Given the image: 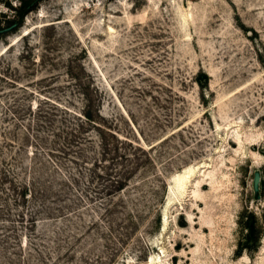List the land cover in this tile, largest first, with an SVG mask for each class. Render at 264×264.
I'll return each instance as SVG.
<instances>
[{"label":"rangeland","instance_id":"rangeland-1","mask_svg":"<svg viewBox=\"0 0 264 264\" xmlns=\"http://www.w3.org/2000/svg\"><path fill=\"white\" fill-rule=\"evenodd\" d=\"M18 4L0 264H264V0Z\"/></svg>","mask_w":264,"mask_h":264},{"label":"trees","instance_id":"trees-1","mask_svg":"<svg viewBox=\"0 0 264 264\" xmlns=\"http://www.w3.org/2000/svg\"><path fill=\"white\" fill-rule=\"evenodd\" d=\"M34 1L36 0H19L18 6L14 7L15 15L13 16L12 19L8 20L7 26H10L13 23L18 24L19 22H21L24 14L32 9V5L34 4ZM84 117L86 118L87 121L94 123L88 114H85ZM248 238L249 240L252 239V237H248Z\"/></svg>","mask_w":264,"mask_h":264},{"label":"water","instance_id":"water-1","mask_svg":"<svg viewBox=\"0 0 264 264\" xmlns=\"http://www.w3.org/2000/svg\"><path fill=\"white\" fill-rule=\"evenodd\" d=\"M14 25L15 24L13 23L9 27H7L6 29L12 28ZM259 186H260V171L258 169H255L253 172V178H252V190H253V197L255 199L260 198ZM248 229H249V234L252 235V232H253V224L252 223H249Z\"/></svg>","mask_w":264,"mask_h":264},{"label":"bare ground","instance_id":"bare-ground-1","mask_svg":"<svg viewBox=\"0 0 264 264\" xmlns=\"http://www.w3.org/2000/svg\"><path fill=\"white\" fill-rule=\"evenodd\" d=\"M258 169V168H256ZM259 170V169H258ZM192 170L191 169H185V171L182 173H178L177 175H175V180L176 181H181L183 179H185V177L191 172ZM203 171V170H202ZM260 171V170H259ZM203 173V172H202ZM185 182V181H184ZM183 185V184H182ZM180 186V185H179ZM182 191V190H181Z\"/></svg>","mask_w":264,"mask_h":264}]
</instances>
